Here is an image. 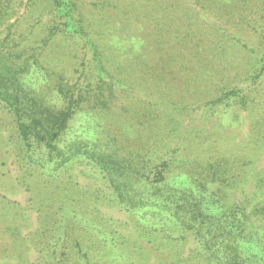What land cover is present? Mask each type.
I'll return each mask as SVG.
<instances>
[{"label":"trees","instance_id":"obj_1","mask_svg":"<svg viewBox=\"0 0 264 264\" xmlns=\"http://www.w3.org/2000/svg\"><path fill=\"white\" fill-rule=\"evenodd\" d=\"M31 1L60 19L63 30L81 39L90 54L81 61V71L76 69L75 76L56 81L54 90L63 101L56 107L48 104L41 92L25 85L22 76L37 63L35 56L41 55L35 45L44 47L52 34H57L54 27L31 38L19 34L20 31L11 33L12 25L4 35L0 33V102L6 105L15 123L22 172L38 181L34 192L23 179L32 193L30 207L38 212L33 234L39 241L34 246L41 252L44 263L148 264L153 251L161 255L156 264H264V177L261 174L251 179L242 177L246 164L240 165L226 156L203 161L194 158L193 149L184 145L186 136L181 131L171 129L162 135V130L153 127L144 137L138 129L130 133L124 119H120V124L111 118L108 121L111 123L102 124L97 119L93 124L94 117L98 116L94 112L109 109L117 92L134 88L130 81L131 67L148 64L145 54L150 46L149 36L139 31L134 34L130 29L132 22L143 20L138 15L131 21L126 17L116 20L114 41L109 45L105 32L99 28L100 21L99 25L92 24L93 19L80 13L76 0ZM166 2H160L163 11L167 10L169 0ZM215 2L225 3L224 0H194L201 7ZM150 3L133 0L125 3L127 8L120 13L156 10L159 6L156 0ZM172 4L168 6L174 7ZM105 6V3L101 6L103 10ZM187 9L183 13L188 20L184 25L188 27L192 8ZM167 20L171 26L178 24L176 17L155 19L148 32L153 39L152 46L165 48L166 44L167 56L171 54L182 60L184 50H178L173 47L174 41L163 38L162 27L168 25ZM101 23L104 30L106 21ZM182 35L178 36L177 44L189 48L186 47L189 34ZM259 36L260 66L239 84L216 89L215 96L202 103H191L181 91L179 96L168 100L171 109L181 114L232 102L241 110H248L257 97L258 83L264 74V32ZM231 42V47H246L239 37H232ZM189 49L188 55L199 54L194 51L196 48ZM228 52L220 49L222 58L226 59L223 64L230 59ZM170 61V58L163 59V65L170 68ZM207 68L208 64L202 67V73L211 78ZM178 73L153 67L142 74L160 97H165L164 91L158 89L169 88L168 80L174 76L182 79L183 73ZM148 102L152 110L160 108L157 99ZM78 115H81V128H74ZM176 137L183 142H175ZM80 166L98 171L109 191L104 187L80 185L74 180L73 171ZM252 182L255 187L246 190L244 186ZM240 184L243 185L240 187ZM5 204L13 206L11 209L17 206L9 201ZM107 207L124 211L128 220L123 222L106 214L103 209ZM189 237L194 246L185 254Z\"/></svg>","mask_w":264,"mask_h":264},{"label":"rangeland","instance_id":"obj_2","mask_svg":"<svg viewBox=\"0 0 264 264\" xmlns=\"http://www.w3.org/2000/svg\"><path fill=\"white\" fill-rule=\"evenodd\" d=\"M76 1L80 13L83 12L85 17L93 19L92 24L99 25L100 21L99 28L105 32L109 45L114 41L116 20H123L125 17L131 21L135 15H138V19L143 21L132 22L131 32L134 34H137V31L139 34L146 32L149 36L147 41L150 46L147 47L149 50L146 49L147 54H145L147 66L131 67L130 81L134 88L131 90L129 88L128 92H117L116 99L109 109L94 112L98 116L94 117L93 124L98 120L102 124L111 123L108 122L110 118L111 121L120 124V119H124L130 133L138 129L142 131L144 137L149 135L148 129L153 127L158 131L162 130V135L171 129L178 133L181 131L186 136L184 145L193 149L194 158L203 161L204 158L213 160L226 156L236 160L240 165L242 162L246 164L242 177L251 179L258 174L264 177V74L258 83L257 97L248 110H241L238 105L230 102L228 105L202 107L200 110L180 114L172 110V106L168 103L170 98L179 96L181 91L186 93L185 96L191 103H202L215 96L216 89L224 85L232 87L239 84L249 72L260 66L262 45L258 43H261L259 34L264 32V0H224L225 3L215 2L203 7L195 5L194 0H169L168 3H174L175 6L166 4L165 11H163L164 6L160 5L161 0H156L160 9L158 6L156 10L138 13L133 11L130 14L120 12L127 8L125 3L129 4L133 0ZM149 1L155 0H145L147 3H150ZM31 2V0H0V7L3 6L0 33L4 35L7 32L6 28L12 25L11 33L20 31L19 34L31 38L42 35L45 31L47 33L51 27H54L57 34L53 33L44 47H40L39 43L35 45L40 48L36 52L40 51L41 55L35 56L37 63L32 64L22 76L25 85L37 93L41 92L48 104L59 107L63 101L54 90L56 81L61 77L65 79L75 76L76 69L81 71V61L88 59L90 54L81 39L73 38L63 30L60 19H56L44 7ZM104 3L106 6L103 10L101 6ZM150 5L152 6V3ZM187 8H192L191 25L188 27L184 25L188 20L183 13L188 10ZM170 17H176L178 24L171 26L167 20L168 25L162 27L163 38L168 42L171 40V43L174 41L173 47L178 50H184L182 60L177 56L173 58L171 54L167 56L166 44L165 48L155 49L151 43L153 39H150L148 33L152 29L151 25L155 24V19L165 20ZM101 20L106 21L104 30L101 27ZM142 24V27H136ZM175 30L179 32L177 39ZM168 32L170 35L167 34ZM181 32L189 34L186 47L196 48L194 51L199 53L197 56L188 55L190 49L181 48L177 44L178 36L183 37ZM232 37H239L246 47L241 45L231 47ZM159 49H161L160 53ZM220 49L229 51L230 59L225 64L223 62L226 59L222 58ZM166 58L171 60L170 68L163 65V59ZM32 62L31 60L30 63ZM207 64V69L212 74L211 78H207L208 75L202 73V67ZM126 67L128 68L127 65ZM153 67L171 70L175 74L176 71L183 73L182 79L174 76L168 80L166 77L167 85L170 84L171 89H158L160 92L164 91L165 97L161 96V98L157 89L154 90V85L144 79L142 73ZM154 99L159 101V109L152 110L148 105V101ZM73 126L81 128V115L76 117ZM173 140L183 142L180 137ZM130 141L136 143L133 138H130ZM18 144L12 114L6 105L0 102V264H45L41 252L34 246V243L39 241L33 234L38 223V212L37 209L30 207L29 199L32 193L27 190L25 184L30 185L31 190L36 192L38 181L32 179L30 174L22 172L17 156ZM73 174L74 180L80 185L106 189L102 175L88 166L77 167ZM254 187V182L244 186L246 190ZM238 190L239 188L236 189L237 194H239ZM8 201L16 203L17 206L11 209L13 206L5 204ZM103 211L123 222L128 220V215L118 208L107 207ZM190 240L191 238L186 245L185 254H188V249L194 246ZM150 253L148 264H156V260L160 259L161 255L153 251Z\"/></svg>","mask_w":264,"mask_h":264}]
</instances>
